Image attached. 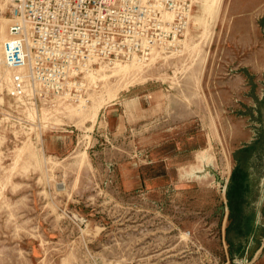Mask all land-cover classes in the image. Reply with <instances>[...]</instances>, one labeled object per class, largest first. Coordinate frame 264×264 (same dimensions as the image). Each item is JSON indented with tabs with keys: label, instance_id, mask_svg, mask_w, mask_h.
Returning a JSON list of instances; mask_svg holds the SVG:
<instances>
[{
	"label": "rangeland",
	"instance_id": "1",
	"mask_svg": "<svg viewBox=\"0 0 264 264\" xmlns=\"http://www.w3.org/2000/svg\"><path fill=\"white\" fill-rule=\"evenodd\" d=\"M262 40L264 0H197L177 50L94 67L74 98L13 97L0 62V264H239L234 153L264 122V74L244 67Z\"/></svg>",
	"mask_w": 264,
	"mask_h": 264
},
{
	"label": "built area",
	"instance_id": "2",
	"mask_svg": "<svg viewBox=\"0 0 264 264\" xmlns=\"http://www.w3.org/2000/svg\"><path fill=\"white\" fill-rule=\"evenodd\" d=\"M13 97L72 96L94 67L146 62L179 47L197 0H2ZM29 92V93H28Z\"/></svg>",
	"mask_w": 264,
	"mask_h": 264
},
{
	"label": "crops",
	"instance_id": "3",
	"mask_svg": "<svg viewBox=\"0 0 264 264\" xmlns=\"http://www.w3.org/2000/svg\"><path fill=\"white\" fill-rule=\"evenodd\" d=\"M251 57L245 60L244 67L248 68L253 74L259 76L264 74V40L260 42V49L251 52ZM242 80V77H239ZM228 93L238 94L240 91L229 90ZM258 110L262 112L264 102L258 103ZM255 130H248L246 133L248 140L245 146L235 150L234 160L236 168L234 170L235 197L238 208L250 211H238L239 217L244 215V219H239L243 224L239 226H248L250 232L248 238L250 242L244 252L238 253L241 260L239 264L250 262L255 252L264 242V232L259 227L264 223V122L257 121ZM254 264H264V249Z\"/></svg>",
	"mask_w": 264,
	"mask_h": 264
},
{
	"label": "bare ground",
	"instance_id": "4",
	"mask_svg": "<svg viewBox=\"0 0 264 264\" xmlns=\"http://www.w3.org/2000/svg\"><path fill=\"white\" fill-rule=\"evenodd\" d=\"M212 1V0H211ZM1 13V12H0ZM2 20V19H1ZM4 21V20H3ZM8 22V21H7ZM6 22V23H7ZM7 30V29H6ZM6 33V32H5ZM5 33H4V26L2 25H0V41L2 42V41H4L6 38H7V36H5ZM8 34V33H7ZM185 44V43H184ZM183 44V45H184ZM2 45V44H1ZM1 45H0V48H1V51H0V62L1 63H3V58H2V47H1ZM177 50V49H176ZM181 51V50H180ZM2 59V60H1ZM154 60H156V58L154 57V58H151L150 60H148V63L150 64L151 62H153ZM132 64L131 65H126V66H123V65H121V64H118V65H116V67L112 70V73H111V75H110V77H124L125 75H128V74H130V73H132V72H138V71H140L141 70V68L143 67V64H145V63H143V62H137V61H134V62H131ZM146 66V65H145ZM5 67V69L7 70V72L9 73L10 71H13V70H11L10 68H8V67H6V66H4ZM107 68V67H106ZM109 68V67H108ZM101 71V70H100ZM107 71V70H106ZM109 71V70H108ZM103 72V71H102ZM88 77L90 78V80H92L93 82H95V81H97V79L98 78H101L100 80H103V79H105V78H108L109 77V75L107 76V74L106 73H103L102 75H98V73H96V72H91V73H89L88 74ZM95 80V81H94ZM111 80V79H110ZM117 94V93H116ZM115 94V95H116ZM115 95H114V97H115ZM111 97H112V95H111ZM113 97V98H114ZM109 98H110V96H109ZM109 100V99H108ZM96 110V109H95ZM95 110H93V111H91L90 112V116H93V120H95V117H96V115H97V112L95 111Z\"/></svg>",
	"mask_w": 264,
	"mask_h": 264
},
{
	"label": "water",
	"instance_id": "5",
	"mask_svg": "<svg viewBox=\"0 0 264 264\" xmlns=\"http://www.w3.org/2000/svg\"><path fill=\"white\" fill-rule=\"evenodd\" d=\"M263 249H264V242L260 246V248L255 252L252 260L250 262H248L247 264H254L256 262V260L258 259L259 255L262 253Z\"/></svg>",
	"mask_w": 264,
	"mask_h": 264
}]
</instances>
